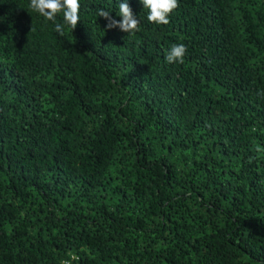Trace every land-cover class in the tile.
<instances>
[{
	"label": "trees",
	"instance_id": "trees-1",
	"mask_svg": "<svg viewBox=\"0 0 264 264\" xmlns=\"http://www.w3.org/2000/svg\"><path fill=\"white\" fill-rule=\"evenodd\" d=\"M128 2L0 0V264H264V0Z\"/></svg>",
	"mask_w": 264,
	"mask_h": 264
},
{
	"label": "clouds",
	"instance_id": "clouds-1",
	"mask_svg": "<svg viewBox=\"0 0 264 264\" xmlns=\"http://www.w3.org/2000/svg\"><path fill=\"white\" fill-rule=\"evenodd\" d=\"M119 8L116 19L111 16V12L99 10L98 16L104 18L107 23L106 29H119L120 31L132 34L138 30L139 20L134 15L128 0H118ZM139 3L146 11L148 22L156 25H167L170 14L177 8L178 0H139ZM28 8L42 18L45 23L51 22L54 31L63 35L66 28L72 30L80 20V0H29ZM58 17L61 22H57ZM3 18H0V23ZM186 48L182 43L172 45L165 55V61L169 64L183 63ZM257 151H264L259 146ZM77 257L71 255L70 260ZM64 264H70V261H64Z\"/></svg>",
	"mask_w": 264,
	"mask_h": 264
}]
</instances>
